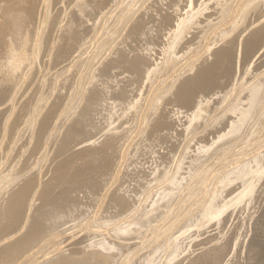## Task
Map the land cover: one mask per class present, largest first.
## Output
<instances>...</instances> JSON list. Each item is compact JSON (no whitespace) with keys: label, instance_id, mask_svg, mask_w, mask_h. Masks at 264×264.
Returning <instances> with one entry per match:
<instances>
[{"label":"bare ground","instance_id":"obj_1","mask_svg":"<svg viewBox=\"0 0 264 264\" xmlns=\"http://www.w3.org/2000/svg\"><path fill=\"white\" fill-rule=\"evenodd\" d=\"M0 264H264V0H0Z\"/></svg>","mask_w":264,"mask_h":264},{"label":"rangeland","instance_id":"obj_2","mask_svg":"<svg viewBox=\"0 0 264 264\" xmlns=\"http://www.w3.org/2000/svg\"><path fill=\"white\" fill-rule=\"evenodd\" d=\"M190 1H192V0H190ZM241 44H242V43H239L238 48H240V47L242 46ZM239 53H240V49L238 50V56H237V60H238V61L236 60V62H237V63L235 64L236 66H237V64H240L239 62H241V60H242L241 58H240L241 60L239 59V57L242 56V54H239ZM242 58H243V56H242ZM239 60H240V61H239ZM255 63H256V62H255ZM258 63H259V61L257 60V64H255V65H258ZM81 103H82V101H81ZM80 105H81V104H80ZM78 108H80V107H77V108L72 112V114H73V113L77 114V113H78V111H77ZM72 114L69 116V119H67V120L65 121L66 124H67L68 120L71 121L72 118H70V117H72L73 115L76 116L75 114H73V115H72ZM74 116H73V117H74ZM74 118H75V117H74ZM74 118H73V119H74ZM64 126H65V125H64ZM72 237H73V238H71V239H74L75 237L77 238L76 235H75V236H72ZM76 238H75V239H76ZM65 248L67 249L68 247H65ZM65 248H64V249H65ZM64 249H63L62 253L65 252V254H67V251H68V250L65 249V251H64ZM68 252H69V251H68ZM62 253H61V254H62ZM59 254H60V253H59ZM63 254H64V253H63Z\"/></svg>","mask_w":264,"mask_h":264}]
</instances>
